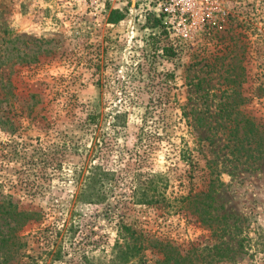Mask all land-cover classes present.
Listing matches in <instances>:
<instances>
[{
	"label": "rangeland",
	"instance_id": "1",
	"mask_svg": "<svg viewBox=\"0 0 264 264\" xmlns=\"http://www.w3.org/2000/svg\"><path fill=\"white\" fill-rule=\"evenodd\" d=\"M263 83L264 0H0V264H123L127 226L217 245L182 202L209 161L218 213L256 242L227 235L220 264H264V160L233 159L221 114L264 123Z\"/></svg>",
	"mask_w": 264,
	"mask_h": 264
},
{
	"label": "trees",
	"instance_id": "2",
	"mask_svg": "<svg viewBox=\"0 0 264 264\" xmlns=\"http://www.w3.org/2000/svg\"><path fill=\"white\" fill-rule=\"evenodd\" d=\"M158 25L163 23L161 18ZM168 52L169 48H165ZM168 54V53H166ZM241 86V83H240ZM264 92V83L257 87V92ZM262 92V93H263ZM241 96V93L239 94ZM257 95L256 89L253 96L242 97L238 103L252 101ZM259 97L261 93H258ZM222 115L230 120L231 133L228 136V143L226 147L229 153L236 161L244 160L243 163L252 167L259 160H264V123L257 122L256 118L245 116L244 136H240V129L242 121L236 117L232 118V112L226 111L223 108ZM241 114L240 111H236ZM246 115V114H245ZM209 168L211 169V178L208 186L194 194L189 193L182 198L183 206L186 208L189 215L200 221L205 228L211 230V233L217 239L218 243L214 246L199 247L191 245L188 248L173 243L171 240H159L157 238L149 237L148 233L137 231L131 226L125 227L128 236H123L125 239L124 245L121 247L120 256L123 258V264H130L132 257L137 256L139 263L143 262L144 250H156V253H161L162 257L156 260V264H220L225 261H231L232 255L228 246H225V237L228 235L234 240H238L239 248L249 252L250 249L256 247V242L249 235L244 234L242 221L240 218H234L231 222L226 214H220L214 204V192L221 183L218 177L213 174L217 173L212 162L209 161ZM220 182V183H219ZM143 203H157L162 197V193L158 187L137 189L134 193ZM30 215V214H29ZM26 218H30V216ZM21 216V215H19ZM25 216V213H24ZM257 234H260L257 232ZM17 236V235H15ZM132 240V241H131ZM147 241V242H146ZM134 242V243H132ZM146 242V243H145ZM146 244V245H145ZM150 244V245H149ZM264 245L263 242L257 243V246ZM257 249V248H256ZM209 254V255H208ZM254 255L253 253L250 256ZM251 264H257L252 262Z\"/></svg>",
	"mask_w": 264,
	"mask_h": 264
},
{
	"label": "built area",
	"instance_id": "3",
	"mask_svg": "<svg viewBox=\"0 0 264 264\" xmlns=\"http://www.w3.org/2000/svg\"><path fill=\"white\" fill-rule=\"evenodd\" d=\"M87 3H89L91 6H95L97 5V3L101 2V1H107V0H85ZM167 11L170 12V8L166 7ZM166 11V12H167ZM168 14V13H167Z\"/></svg>",
	"mask_w": 264,
	"mask_h": 264
}]
</instances>
